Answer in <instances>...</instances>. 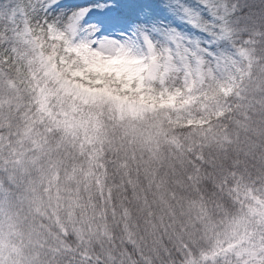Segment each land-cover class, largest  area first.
<instances>
[{
  "label": "snow or ice",
  "instance_id": "obj_1",
  "mask_svg": "<svg viewBox=\"0 0 264 264\" xmlns=\"http://www.w3.org/2000/svg\"><path fill=\"white\" fill-rule=\"evenodd\" d=\"M0 264H264V0H0Z\"/></svg>",
  "mask_w": 264,
  "mask_h": 264
}]
</instances>
